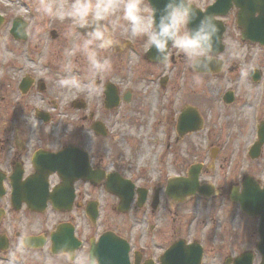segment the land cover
I'll return each mask as SVG.
<instances>
[{"label":"flooded vegetation","instance_id":"1","mask_svg":"<svg viewBox=\"0 0 264 264\" xmlns=\"http://www.w3.org/2000/svg\"><path fill=\"white\" fill-rule=\"evenodd\" d=\"M236 13L237 8L232 6L227 15L221 17L224 22V31L216 50L221 49L220 53L217 54L224 57L223 67L219 66L220 70L217 73H202V83L206 82L204 76H207L208 79L225 80L227 75L232 73H235L234 76L237 79H241V76H239L241 67L250 64L251 60L254 59V55L243 57L242 61L228 59L227 40L238 42L240 46L243 44L247 47L259 46L241 40L240 28L236 24ZM27 33L25 41L17 40L20 45L30 39L29 32L27 31ZM52 34H55L54 38L58 39L61 33L60 31H54ZM115 35L121 43L110 50L122 56L120 63L123 62L125 57L130 58L129 50L134 49L137 52L135 57L139 59V64L145 67L139 76L140 83L147 87L143 88L142 93L133 90L137 87L134 85L133 77L120 76L119 78L113 72L106 73L103 79L96 80L100 91L94 102H84L85 98L82 95L75 94L66 100L64 107L62 96L55 94L50 97L49 93H46L49 90V83L36 76L34 71L22 70L23 75L18 80L16 79L17 112L23 109L24 118L20 119L17 115L19 123L13 128L14 135H0V264H5V260H8L17 240L24 235L28 237V246L23 253L41 250L35 246L36 242L31 238L35 236L41 237L44 241V248L51 251V234L57 232L60 225H64L60 231L63 229L62 232L66 234L65 238L68 236L66 231L68 226L73 231L72 238L80 243L74 254L82 251L86 244L89 246L91 241H96L102 232L96 233L98 232L97 220H92L89 213L91 214L93 205L99 207L101 200L96 197H89L88 192L96 189L102 192L107 191L105 181L109 174L117 175L122 180L133 184L132 212L136 213L137 216L143 215L140 223L143 230L139 233L129 231L127 223L124 233L112 230L129 241L131 264H160L162 253L175 241L182 243L181 249L184 251L178 253L181 254L183 264H210V257L213 253V238L211 235L198 232L195 229L190 232L182 231L172 233L170 236H160L154 232L155 226L152 223L148 227L151 229L146 230L145 220L153 218L162 204L168 207L167 203L170 202V199L165 194V190L168 180L171 178L170 175L172 177L188 176L190 170L199 165V184L208 185L212 183L205 176H209L213 172L215 160L224 149V146L221 147L219 143L224 142L221 139H225V136L217 140L214 135L215 124L213 120L205 119L204 102L198 96V83L193 80V77H198V74L188 68L185 58L179 50L169 46L167 64L163 62L155 63L153 58L156 55L146 54L150 48L147 45L146 37L137 38L138 41H132L116 33ZM259 56L260 61L263 62L254 66L261 70V76L264 79V54ZM154 65H158V69L153 67ZM248 75L250 76L251 72ZM23 81L24 83L30 81L26 92L21 91ZM108 82H112L117 89L118 103L115 107H107L103 101L104 86ZM124 83L128 87L126 90H124ZM150 86H154L153 89ZM232 89H227L232 91L230 103H225L222 97L227 90L222 94L218 92L220 94V102H218L220 107L223 105L227 108L237 102L245 105L239 93ZM259 92L258 88L253 112H258V119L263 127L264 96L260 98ZM33 93L36 94L34 97L38 101L29 103L23 99V97H28ZM91 105H93L92 108ZM72 107L78 111L79 123H68V126H72V131H68L67 127L63 128L66 125L63 122V116H68ZM195 108L199 110V116L202 119L200 129L195 131H193L194 129H188L189 131L180 133L181 129L178 128L179 117L182 113H192ZM221 117V111H219L215 113L213 119L218 121ZM211 120L212 123H210ZM129 122H136V126L140 130L142 127L147 126L148 133L149 130L153 131L152 135L154 136L151 135L150 139L152 142L159 144L153 163L144 162V164L136 165L131 161V152L126 153L122 147L117 146L119 140L134 142L136 152H141L143 158H147V154L143 149L144 146L139 143L143 140L142 135L133 138L126 130L121 132V127ZM86 124L91 133L89 136L84 134ZM49 126L60 127V132L56 135L51 134L48 130ZM201 132H203L205 145L203 144V154L197 159L198 153H194L197 147L194 146L191 139ZM183 142H186V147L193 152L192 156L182 157ZM215 143L218 144L214 146ZM69 146L75 151L67 160V167L71 166L70 168L74 169L77 166L78 169H81L84 159L79 152L84 150L88 154L91 171L95 173L92 177L94 181L80 178L76 171H73L74 174H69L68 170L70 168L66 171L59 169L64 159L63 154H60V152ZM117 147L120 150H117ZM246 153H248V149ZM263 154L264 145L261 155ZM136 156L139 158V154ZM169 172L171 173L168 175ZM64 173L66 174L65 179L62 177ZM98 173L105 176L99 178ZM151 174L155 175L150 177ZM27 180L32 182H26ZM236 185L239 184H234V186ZM14 186L18 195L15 201L12 200ZM60 187L68 190L67 194L63 195L65 199L69 198V190L73 189L71 209L57 210L53 208L52 202L47 201L45 209L38 212L30 210L27 203L22 199L26 196V189H47L48 192H51ZM143 192L146 194V201L141 207H138L136 205L137 199ZM104 194L109 196L110 193ZM110 195L115 198L113 202V210L115 211L120 200L118 196ZM188 199L200 203L208 201L207 196L199 193ZM155 202L157 205L153 206ZM181 203L177 202L176 205ZM49 212L53 213L54 220L58 215H62L63 218L51 224L44 218ZM117 214L124 213L118 211ZM38 216L41 219L40 222H38ZM81 217L85 219L86 225L89 223V234L78 227L77 222ZM253 218L256 222H259V216ZM176 229L179 230L180 228L177 227L172 230L176 231ZM252 238L254 247L247 250H252L253 264H261L263 256L261 248L258 247L261 244L258 229L255 230V235ZM66 246L70 248V243L68 242ZM262 248L264 249V247ZM200 249L201 257L198 259ZM67 253L66 251L63 255ZM19 258L25 260L27 256L21 255ZM26 264L33 263L27 261Z\"/></svg>","mask_w":264,"mask_h":264},{"label":"rangeland","instance_id":"2","mask_svg":"<svg viewBox=\"0 0 264 264\" xmlns=\"http://www.w3.org/2000/svg\"><path fill=\"white\" fill-rule=\"evenodd\" d=\"M192 1L198 6H203L211 0ZM48 2L67 6L73 0H48ZM37 3L38 0H0V13L5 17L3 24L0 26V135H14L13 128L19 123L17 121V115L20 119L24 118L23 109L17 112L18 94H16V79H19L23 73L22 70H32L36 76L47 81L49 83V90L46 93H49L50 97L55 94L61 95L64 107L66 100L75 94L82 95L86 102H94L96 98V95L90 97L85 92L75 90L67 92L58 87L57 80L65 75L62 71V65L67 60L66 50L78 47L81 41L86 39L87 36L86 34L83 35L78 32L76 28H73L70 19L65 18L64 20H60L37 14L34 7ZM143 5L150 9L146 1H143ZM30 12L34 14L28 15ZM15 17H20L28 23L27 31L29 32L30 39L22 45L9 33L12 20ZM123 23L121 22L122 26L117 28L116 34L130 40H135V38H130L129 33L124 31ZM52 29L60 31V38L55 39L51 37L50 31ZM232 41L227 40L228 46L234 43ZM240 47L243 49L242 58L247 56L252 57L254 55V59L250 62L251 65L262 64L261 62L263 61H260L257 49L245 47L244 45ZM136 53L134 49L129 50L131 57H125L122 63H120L122 56L115 54L110 49L100 52V56L110 62L111 67L107 74L113 72L119 78L120 76L133 77L134 85L137 86L133 90L142 93L143 88L147 87L140 83L139 76L145 67L139 64V59L135 57ZM242 58L238 60L242 61ZM73 63L76 65V71L73 74L77 77H84L87 73V65L83 55L77 52L73 57ZM153 67L158 69V65H154ZM234 74L227 75V79L225 80L208 79L205 77V83H202V78L198 75L200 81L198 86H202L201 89L198 87V96L204 102V117L205 119L213 120L215 124L214 135L217 140L225 136V139H221L224 142L219 143L221 147L224 146V149L218 154L215 160L214 170L209 176H205V178H209L213 183L216 190L215 195L211 199H208V201L201 202L202 204L200 202L196 203L194 200L189 201L185 199L181 201V204L176 205L175 202L170 200L167 203L168 207L162 204L155 212L154 217L151 218V222L155 226H158L154 229L156 235L170 236L172 233L188 232V230L193 231L195 229L211 235L213 238V253L210 257V264H222L228 254L238 255L242 251L254 247L252 237L255 235L256 222L252 218L248 219L244 217L233 208L234 206L228 199L227 190H229L231 185L239 184L241 178L247 174L261 181L264 180V155L251 160L246 153L248 145L252 142L254 135V126L252 125L254 113L252 111L256 104L255 99L259 84L257 82L253 84L254 82L252 81V83L248 76L246 79H237ZM153 87L150 86L152 89ZM226 87L228 89L233 88V90L239 93L245 105L237 102L227 108L223 107V105L220 107L218 103V92L221 88ZM127 88L124 83V90ZM34 95L36 94H30V96L23 97V99L29 103L36 102L38 99ZM92 107L93 105H91ZM219 111H221L222 117L217 121L213 117ZM63 119V122L66 124L63 128L67 127L68 131H72V126H68V123H79L78 111L72 107L69 115L63 116ZM212 120L210 123H212ZM87 127L86 124L84 134L89 136L91 133ZM60 129V127L49 126L48 130L51 134L56 135L60 132ZM125 130L133 138L134 136L142 135L143 140L139 143L144 146L143 149L147 154V158L144 159L141 152H136L134 142L119 140L117 146L122 147L126 153L131 152V161L136 165L144 164V162L153 163L155 153L159 149V144L152 142L150 139L153 131L149 130L148 133L147 126L142 127L140 130L136 126V122H129L121 127V132ZM202 134L203 132L197 133L191 139V142L197 147V150L194 151V153H198L197 159L203 154V144L205 145ZM216 144L218 143H215L214 146ZM118 147L117 150H120ZM137 154H139V158H137ZM192 155L193 152L186 147V142H183L182 157L185 158ZM154 175L151 174L149 176L152 177ZM88 193L89 197H96L101 200L100 217L96 223L98 232L96 233L104 230H116L124 233L126 222L127 224L133 223L134 225L133 228L129 226V231L136 233L142 231L140 224L142 221L140 219L138 220L139 216L136 213L131 212L128 215H123L117 214L118 211L113 210L115 198L112 195H105L98 189L89 191ZM44 218L52 224L56 220L62 219L63 216L58 215L54 220L53 213L49 212ZM37 219L40 222L41 219L39 216ZM186 222H191L188 225L189 227L186 226ZM77 224L80 230L84 229L87 232L86 234H89V223L86 225L83 217L78 219ZM177 227L181 230H172ZM83 249L86 250L87 246L83 247ZM84 250L77 252V256L85 254ZM22 255H26V259L33 264H63V262L65 264V255L59 254L55 256L50 254L47 249L31 251L23 253ZM17 257H21V255ZM5 264H8V260H5Z\"/></svg>","mask_w":264,"mask_h":264},{"label":"clouds","instance_id":"3","mask_svg":"<svg viewBox=\"0 0 264 264\" xmlns=\"http://www.w3.org/2000/svg\"><path fill=\"white\" fill-rule=\"evenodd\" d=\"M35 11L41 16L64 20L70 19L72 27L83 30L87 36L78 47L66 50L67 60L62 65L65 75L57 80L59 88L67 92L80 91L88 96L100 91L97 79H103L111 65L102 58L100 52L112 49L121 41L116 38V30L123 23L124 31L130 38H147V45L155 49L157 57L165 64L168 62L169 46L179 50L185 62L194 73L210 71L216 62L223 67L224 57L216 52L220 39L219 27L211 16L200 20L199 24L188 29L195 18V10L190 0H165L163 9L147 8L143 0H73L70 5L53 4L48 0H38ZM157 13L159 16L157 18ZM228 59L238 60L243 56V49L238 42L228 46ZM83 55L87 65L84 77L74 75L76 65L74 55ZM255 66L246 64L240 69V76L246 79ZM195 83H199L194 76ZM28 237L21 236L11 251L8 264H18L17 256L22 255L28 244ZM65 264H97L91 254L79 256L68 252Z\"/></svg>","mask_w":264,"mask_h":264},{"label":"water","instance_id":"4","mask_svg":"<svg viewBox=\"0 0 264 264\" xmlns=\"http://www.w3.org/2000/svg\"><path fill=\"white\" fill-rule=\"evenodd\" d=\"M151 3L152 8L155 9H163L165 0H149ZM231 1H234L237 6H240L242 9V16H241V24L247 28V22L251 19L253 13L255 11L259 12V17L257 19H254L253 22L250 23V27L253 30L252 39L258 40L261 43H264V0H217L213 5L209 6L206 9L205 17L211 16L213 14L218 13L217 10L219 8L227 9L231 3ZM195 10V18L191 21L190 24H197L199 23V17L197 16L202 15V12L197 10L195 7H193ZM159 16V13H157V18ZM203 19V18H200ZM3 21V17L0 15V24ZM25 23L21 22V20L15 18L13 20L12 28H11V34L15 38H25V31H24ZM194 25H191L190 28L192 29ZM27 87V84L25 88ZM24 88V89H25ZM109 93L112 92V89L108 86L107 87ZM230 94L228 93L226 99L230 100L229 98ZM195 120V117L192 113L184 114L180 118V126L185 127L187 123L190 121ZM189 129H196L195 126H189ZM261 139L259 142H256V144L252 147L251 155L252 157L257 156L259 152V147L264 139V127L261 129ZM69 150H73L71 148L66 149V152ZM199 168H193L190 171V178H175L171 184L169 193L172 196L177 195H187L192 194L196 190H201L197 186V174H198ZM87 173L89 171L85 170L82 171L81 175L83 177H87ZM109 183L113 179L111 176L108 177ZM112 184V183H111ZM244 190L243 194L240 195H233V199L238 200L241 203L242 208L247 212L251 214H256V208L264 207V195H261L259 197L256 196L255 191H258L257 186H254L251 179H246L244 182ZM255 190V191H254ZM202 192L210 193V189H204ZM259 192V191H258ZM129 198L125 199L124 201L127 203ZM258 200V201H257ZM44 203L42 201L41 206L43 207ZM41 209V208H39ZM264 218L262 219L261 226L263 223ZM54 241L57 243H60L59 238L60 236H54ZM41 243V241H39ZM62 243L58 244L57 246H54L55 251H57ZM74 247V246H73ZM128 250L129 246L128 244L121 238L117 237L116 235H112L110 233H106L105 235H102L100 237V240L98 243L92 246L90 250L91 256L95 257L99 264H130L129 263V257H128ZM176 246L173 245L169 251L164 255L162 258V263L166 264L167 257L170 254L175 253ZM248 255H243L240 259L235 260V264H248L250 256L248 259H246ZM264 264V262H263Z\"/></svg>","mask_w":264,"mask_h":264}]
</instances>
